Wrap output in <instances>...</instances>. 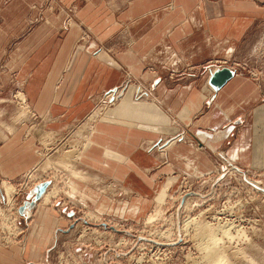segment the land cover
Segmentation results:
<instances>
[{"label":"crops","instance_id":"obj_1","mask_svg":"<svg viewBox=\"0 0 264 264\" xmlns=\"http://www.w3.org/2000/svg\"><path fill=\"white\" fill-rule=\"evenodd\" d=\"M263 32L264 0H0V178L18 187L36 170L42 119L40 130L70 133L111 92L117 100L76 163L102 218H142L162 174L210 175L220 150L237 157L231 164L264 165V82L240 72ZM218 67L236 75L215 93L208 80ZM41 208L27 238L0 245V264L35 261L51 240L58 219L41 218Z\"/></svg>","mask_w":264,"mask_h":264},{"label":"rangeland","instance_id":"obj_2","mask_svg":"<svg viewBox=\"0 0 264 264\" xmlns=\"http://www.w3.org/2000/svg\"><path fill=\"white\" fill-rule=\"evenodd\" d=\"M259 42V50L240 72L264 82V32ZM23 97L19 92L20 102H13L19 108L18 122L26 121L30 115ZM105 104L103 99L99 100L95 109L98 117L93 122L89 117L95 111L72 132L61 135L40 130L48 124L46 120L29 118L34 122L40 121L35 134L44 146L42 161L18 187L0 178V183L11 185L15 191L9 203L0 187V245L10 248L27 238L37 221V209L39 211L42 206L41 218L58 219V222L51 240L41 245V252L31 256L35 261L28 260L25 264H210L203 249L205 243L197 235V223L231 233L223 238V234L218 232V239L222 241L219 248L228 257L229 264H264V165L243 167L233 163L240 169L235 172V166L229 161L237 157L233 154L231 159L224 150L213 155L215 168L205 177L162 174L158 187L152 193V208L142 218L124 220L114 215L102 218L81 200L89 203L85 194L79 193L76 198L71 196L72 192L65 183L70 178L72 183L73 178L67 177L69 173L57 161L64 159L70 151L80 150L82 153L87 149L95 122L110 106ZM260 138L264 139V133ZM173 142L164 149L172 146ZM74 146L77 148L73 149ZM76 163L74 166L79 172ZM27 176H31L28 183ZM170 177H176V182H172L168 190L161 189ZM44 181H51L54 189L50 187L48 192L56 190L58 195L50 201L40 200L30 219L24 218L19 213L20 206L18 209L17 206L23 204L31 189ZM116 193L110 185L112 199H117ZM16 194H19L15 196L19 204L11 208ZM156 212L159 216L152 223H147ZM191 221L194 225L188 224ZM25 245L19 246L20 257L27 250Z\"/></svg>","mask_w":264,"mask_h":264},{"label":"bare ground","instance_id":"obj_3","mask_svg":"<svg viewBox=\"0 0 264 264\" xmlns=\"http://www.w3.org/2000/svg\"><path fill=\"white\" fill-rule=\"evenodd\" d=\"M116 92H120L121 94H119L120 96H122L123 94V90L122 89H115V93ZM113 93L111 92L110 95H106L105 96V102H106V106L107 104L109 103V105H114L115 102H116V97L113 98ZM25 99V97H23ZM26 101V99L24 100V102ZM23 106V105H22ZM24 107V106H23ZM26 107L28 109V106H27V103H26ZM98 117V111H95L91 117L90 120L93 122L95 120V118ZM92 126L90 125V128ZM92 132V131H91ZM91 134V133H90ZM92 135V134H91ZM90 135V136H91ZM50 138V137H49ZM76 149L77 147H73V149ZM81 157V151L80 150H73V151H70L68 152V154L64 157V159H62L60 162H58V165H61L62 168H65V172H68L69 175L68 176H71L73 178V181L72 183L70 182L71 178L68 180L66 179V187H68L70 190H71V196L73 198H76L75 196L79 193H81V189H80V184L78 183L80 180L81 181H86V176L82 175L80 172H78V170L75 169V162L78 161ZM48 161V159H47ZM233 165V164H231ZM77 166V165H76ZM235 166V165H233ZM229 169V168H228ZM233 170L235 172H238L237 170H240L239 167L235 166L233 167ZM43 171V170H42ZM45 171V170H44ZM232 172V171H231ZM32 176V175H31ZM30 176V177H31ZM28 177V176H27ZM89 181V179H87ZM96 181V180H95ZM0 184H3L1 185L0 187H2L3 189V192H4V195L5 197L7 198V200H9L8 202L11 203L10 200H12V194H15L14 192V189L12 188L11 185H8L6 184L5 182L3 183H0ZM172 185V181H169L168 184L166 186H164V189H167ZM51 188L54 189V186L52 187L51 185L49 186V188L47 189V192L48 190ZM51 190V189H50ZM45 193V195L42 197L41 200L44 199V201H50L52 198H54L56 196V190L54 191H49L48 193ZM70 192V191H69ZM82 194H85L86 197H89V200H91L89 194H87L86 192H82ZM58 195V194H57ZM71 197V198H72ZM82 197V195L80 196ZM84 203L87 204V202L84 200V199H81ZM165 200V199H164ZM166 201V200H165ZM40 202V201H39ZM163 202H161L160 204H162ZM10 205V204H9ZM158 210V209H157ZM2 212V211H1ZM158 212V211H157ZM156 212V213H157ZM93 216V215H92ZM159 216V213H157L155 216L152 215L151 217L148 218L147 220V223H152L156 217ZM158 220V219H156ZM193 224V221L189 222L188 224ZM197 223V222H196ZM187 224V225H188ZM194 225V224H193ZM197 235L198 237L201 239V241H203L205 243V246H204V251L207 252V257H206V260L210 263V264H226L227 262V259L228 257L225 256L223 250H221L219 248L220 244L222 243L221 239H218V232H221L223 234V238L225 237H229L228 234H231V233H227L226 231H221L218 229H215L213 226H210V225H206V224H202V223H197ZM228 227V226H227ZM221 235V234H220ZM231 237V236H230ZM222 238V239H223ZM226 253V252H225ZM229 264V260L227 262Z\"/></svg>","mask_w":264,"mask_h":264},{"label":"water","instance_id":"obj_4","mask_svg":"<svg viewBox=\"0 0 264 264\" xmlns=\"http://www.w3.org/2000/svg\"><path fill=\"white\" fill-rule=\"evenodd\" d=\"M236 75V71L229 67H218L210 72L208 84L216 93L223 88L228 81ZM52 184L51 181H44L37 184L31 189L24 198L23 204L19 207V213L26 219H30L31 213L37 206L38 202L47 192V189Z\"/></svg>","mask_w":264,"mask_h":264},{"label":"built area","instance_id":"obj_5","mask_svg":"<svg viewBox=\"0 0 264 264\" xmlns=\"http://www.w3.org/2000/svg\"><path fill=\"white\" fill-rule=\"evenodd\" d=\"M118 89V88H117ZM122 89H124V86L122 87ZM137 99H143V98H145V96H146V93H145V91H144V89H143V87L142 86H139V87H137ZM15 99L16 100H18V102H20V99L18 98V95L17 96H15ZM108 105H109V103H108ZM107 105V106H108ZM179 139H181V137H179L177 140H179ZM26 180V179H25ZM29 181H31L30 180V176L27 178V183L29 182ZM19 194H16V195H14V203H13V206H11V208H14V206H16V204H19V203H17V199L15 198V196H18ZM22 203V202H21ZM19 206H21V204L20 205H18L17 206V209H18V207Z\"/></svg>","mask_w":264,"mask_h":264}]
</instances>
